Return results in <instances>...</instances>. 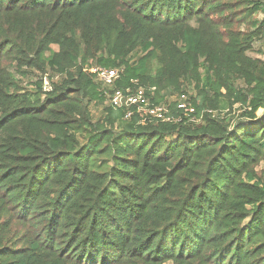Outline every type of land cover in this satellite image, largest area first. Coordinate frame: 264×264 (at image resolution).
<instances>
[{
  "label": "trees",
  "instance_id": "trees-1",
  "mask_svg": "<svg viewBox=\"0 0 264 264\" xmlns=\"http://www.w3.org/2000/svg\"><path fill=\"white\" fill-rule=\"evenodd\" d=\"M256 43L264 0H0V264H264Z\"/></svg>",
  "mask_w": 264,
  "mask_h": 264
},
{
  "label": "built area",
  "instance_id": "built-area-1",
  "mask_svg": "<svg viewBox=\"0 0 264 264\" xmlns=\"http://www.w3.org/2000/svg\"><path fill=\"white\" fill-rule=\"evenodd\" d=\"M90 73L94 75L95 80L99 83L104 89L111 88L115 82L120 78L122 69L119 68H104L98 66H92L89 69ZM46 85V83H45ZM49 88L46 87V91ZM108 103L112 108L118 109L122 108L126 110V118H129L132 114L131 108H135V111L141 117H147V119H154L161 122L169 121L166 117L168 114L167 107L163 104L158 106H152L146 102L144 98V90L140 87L134 89H125L124 91H116L113 94H110L108 97ZM178 109L182 110L184 116L188 117L191 113L189 108V103L186 97H182L178 101ZM144 121V119H142ZM190 121L194 122L195 119L191 118Z\"/></svg>",
  "mask_w": 264,
  "mask_h": 264
},
{
  "label": "rangeland",
  "instance_id": "rangeland-1",
  "mask_svg": "<svg viewBox=\"0 0 264 264\" xmlns=\"http://www.w3.org/2000/svg\"><path fill=\"white\" fill-rule=\"evenodd\" d=\"M262 17H263V15H260V16H259V18H262ZM54 49H56V47H54ZM259 51H262V50H261V47H260V45H259L258 43H256V44L253 46V50L249 53V56H250L251 58H258V59H262V60H264V56H263V54H261V52H259ZM103 90H108V89H104V88H103ZM93 112H94L95 117H97V116L99 115L98 110L93 109ZM258 115L260 116V115H261V112H258ZM262 167H264V166L262 165Z\"/></svg>",
  "mask_w": 264,
  "mask_h": 264
}]
</instances>
